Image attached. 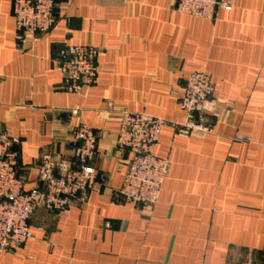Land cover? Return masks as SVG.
I'll list each match as a JSON object with an SVG mask.
<instances>
[{"label": "crops", "instance_id": "crops-1", "mask_svg": "<svg viewBox=\"0 0 264 264\" xmlns=\"http://www.w3.org/2000/svg\"><path fill=\"white\" fill-rule=\"evenodd\" d=\"M54 2V27L30 35L0 0V128L20 139L26 190L42 154L73 159L79 123L98 135L100 176L65 212L36 210L32 238L0 264H264V0L213 20L176 13L175 0ZM66 45L98 49L80 93L56 62ZM199 70L214 84L211 131L182 136L184 82ZM109 103L166 122L155 153L169 171L151 211L116 196L131 153L116 148Z\"/></svg>", "mask_w": 264, "mask_h": 264}, {"label": "built area", "instance_id": "built-area-1", "mask_svg": "<svg viewBox=\"0 0 264 264\" xmlns=\"http://www.w3.org/2000/svg\"><path fill=\"white\" fill-rule=\"evenodd\" d=\"M236 0H175L174 11L203 19H216L219 10H232ZM54 0H13V14L19 31L30 35L48 33L56 24ZM98 49L92 46L66 45L56 56L64 77V89L80 93L97 78ZM214 84L204 70L193 72L184 82L181 109L185 121L178 132L188 136L209 132L206 117L213 114L216 99ZM119 131L116 148L131 153L128 168L116 196L124 202L151 211L157 205L169 162L156 155L162 128L166 122L147 113L128 109L116 111ZM77 143L73 159L44 153L35 171L37 184L25 189L19 176L20 139L0 128V253L21 246L32 238L30 218L38 209L65 212L74 201H82L95 189L99 170L93 165L98 135L86 124L73 131Z\"/></svg>", "mask_w": 264, "mask_h": 264}]
</instances>
